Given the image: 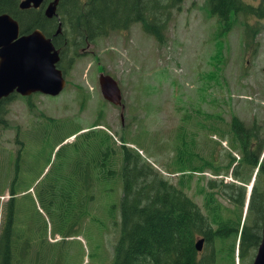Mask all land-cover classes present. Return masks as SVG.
<instances>
[{"label":"rangeland","instance_id":"374dc122","mask_svg":"<svg viewBox=\"0 0 264 264\" xmlns=\"http://www.w3.org/2000/svg\"><path fill=\"white\" fill-rule=\"evenodd\" d=\"M246 1L254 6L264 3ZM235 21L230 34L222 35V25L210 14L206 0H185L170 20L164 42L135 23L128 31L113 32L94 43L72 45L71 52L65 50L66 61L75 60L65 76L64 92L56 97L33 95L30 101L17 95L9 100L5 123L0 124V226L11 197L9 189L15 186L19 157L24 168L18 179L22 184L16 185L19 192L12 198H22L27 220L40 223L34 249L28 246L22 254L19 242L18 256L24 255L21 264H114L124 194L120 174L102 182L95 175L89 178L85 191L88 187L91 201L76 210L75 206L61 209L58 202L48 210L34 196L40 181L67 176L68 167L58 173L63 155L79 154L76 149L86 143L83 135L95 122L103 124L101 128L115 137L118 146L126 136L128 147L139 151L144 161L175 185L180 175L175 174V160L181 139L194 140V153L199 156L227 163L231 153L240 160L243 155L230 127L237 118L247 130H254L253 150L264 143V18L238 16ZM101 73L117 81L124 110L103 97ZM211 119L221 133L211 132ZM59 129L67 137L82 131L59 144L60 139L52 134ZM84 147L80 154H94L87 153L90 144ZM205 176L212 178L210 171ZM250 176L246 171L244 178ZM197 178L185 193L202 207L203 198L196 194ZM225 180L243 184L231 175ZM252 183L254 175L245 184L247 196ZM28 187L37 201L35 212L22 194ZM39 189L41 193V184ZM221 202L230 206L227 200ZM246 209L247 198L243 221ZM20 213L17 231L21 229ZM228 242L232 246L233 241ZM249 253L244 259L236 256L235 264L252 261L255 250Z\"/></svg>","mask_w":264,"mask_h":264},{"label":"trees","instance_id":"16d2710c","mask_svg":"<svg viewBox=\"0 0 264 264\" xmlns=\"http://www.w3.org/2000/svg\"><path fill=\"white\" fill-rule=\"evenodd\" d=\"M20 1L0 0V15H11L19 22L24 34L40 29L47 38H52L56 48L63 49L59 68L67 74L75 60L73 57L66 61L68 45L94 43L113 32L128 31L135 23L143 25L144 31L160 43L164 42L170 20L176 11H180L185 0H60L57 8L59 19H49L45 15L46 3L52 0H47L38 10H21ZM206 1L210 14L222 25V35L230 34L238 16L264 18V3L254 6L246 0ZM60 22L63 30L56 37ZM257 34L258 29L252 35L255 38ZM9 100L0 101L2 125L7 114L5 105ZM212 120L209 126L211 132H220L217 122ZM101 126L102 123L95 122L92 130L85 132L86 143L76 149L79 154L63 155L60 163L63 165L58 173L70 167L78 175L84 169L89 171L90 179L95 175L98 182L117 173L121 175L124 189L120 208L122 224L114 264H219L223 256L228 263L235 264L237 248L242 259L250 254L252 242L258 241V221L264 217V159L261 161L264 143H260L256 151L253 150L251 139L256 136L253 130H247L237 118L232 121L233 138L239 144L243 157L237 160L230 153L227 163L195 154L194 140L181 139L175 160L178 167L175 174L180 175L175 185L144 161L139 151L128 147L126 136L122 137L118 146L115 137ZM80 131L82 129L76 133ZM62 133V129L52 133L60 139L59 144L76 134L67 137ZM88 144L87 153L94 154H80ZM120 163L122 165L118 170ZM257 168L259 171L251 191L247 217L243 221L247 198L245 184L251 181ZM208 171L212 178L205 176ZM246 171L251 172V176L244 178ZM18 175L19 170H16V179ZM197 175L196 194L203 198L202 207L185 193ZM229 175L243 184L226 181ZM64 181L65 176L60 174L56 181L44 179L40 182L43 193L38 200L42 208L45 205V209L49 210L55 202L61 209L65 207L62 204L65 203L63 194L66 191L58 187ZM16 185L10 191L12 196L19 192ZM221 199L227 200L230 206L224 207ZM18 212L19 200L12 198L6 205L0 226V264H21L14 227ZM203 237L214 251L215 243H218L216 253L202 254L197 250L196 242ZM229 240L233 241L232 246Z\"/></svg>","mask_w":264,"mask_h":264},{"label":"water","instance_id":"95a60500","mask_svg":"<svg viewBox=\"0 0 264 264\" xmlns=\"http://www.w3.org/2000/svg\"><path fill=\"white\" fill-rule=\"evenodd\" d=\"M46 0H22L20 8L39 9ZM60 0H53L45 9L49 19L58 16ZM60 23L58 32H62ZM60 52L52 38L39 29L21 34L20 24L9 14L0 15V100L15 93L28 97L44 94L56 97L67 86L66 77L58 68ZM100 88L103 97L109 102L121 106L124 110L122 91L117 81L110 75L100 76ZM264 228V227H263ZM262 243L257 250L253 264H264V230ZM204 240L197 242V250L202 251Z\"/></svg>","mask_w":264,"mask_h":264},{"label":"flooded vegetation","instance_id":"af4514ba","mask_svg":"<svg viewBox=\"0 0 264 264\" xmlns=\"http://www.w3.org/2000/svg\"><path fill=\"white\" fill-rule=\"evenodd\" d=\"M48 3H50V1ZM69 47H71V45H68V48H67L68 51L71 52V49H69ZM59 50H60V54H61V57H62L63 49L59 48ZM14 96L16 97V94L10 95L6 99L12 100ZM32 97H33V95L29 96V97H22V98H25V100L30 101L32 99ZM6 99H4V100H6ZM253 132H254V130H253ZM254 144L256 145V142ZM254 144H252V148H254V146H255ZM256 148H258V146ZM18 161H20L19 164H18V167L20 168V171H19V175L17 176L18 178L14 179V182H13L14 185H16V182H18V179L20 178L19 176H22V171H24V168H21V158L20 157H19ZM16 168H17V166H16ZM19 168H17V169L19 170ZM68 168L71 171L68 174H66L67 176H65L64 184L61 183V184L58 185L59 188H62L64 191H66V193L63 194V196H64L63 200L65 201V203H63L62 205L69 206V204L70 205L72 204V206H75L76 204H80V206L81 205L86 206L90 202L89 188L87 187V190L85 191L86 181L88 182V180L90 178L89 177V171H85L84 169L82 171L79 170L80 172L77 173L78 175H75L76 172H74L72 168H70V167H68ZM15 173H16V171H15ZM81 178H83V181L81 180ZM18 183H20V182H18ZM21 184H22V182L20 183V185ZM39 185L40 184H38L37 188H35V190H34V196L35 197L36 196H40L43 193L42 190H41V193H39L40 192ZM74 187H76V188L73 191ZM79 187H81V190L79 189ZM9 190L11 191V189H9ZM31 190H32L31 187L25 188V190L22 191V194H23V196L25 198H27L28 201H30V207H33L34 208V212H35L36 211V202L37 201L34 199L33 195L31 194ZM80 191H81V193L83 192V195H80ZM37 192H38V195H37ZM10 195H11V192H10ZM73 197H74V199H73ZM9 199H10L9 201H11L12 195H11V197ZM21 200H22V198L19 200V203L21 202ZM9 201H7V202H9ZM25 210L26 209L25 208L23 209L22 206H21V203H20V212H21L20 214L22 216V219L20 220V225H19V227L21 226V229H19L18 231H17V226H16L17 217H15V220H14V225H15L14 227H15V230H16V233H17L16 237H17L18 241L20 242L21 247L24 249V250L21 251L22 254H24L23 251L25 252V254L27 253L28 246H29V249H31V250L34 249L35 244L37 242V237H38L36 228L38 227V224H40V223L36 224L35 222H33L34 219L31 222L28 221L27 218H26ZM24 214H25V216H24ZM68 219H69V217H68ZM38 222H41V221L38 220ZM263 227H264V217L262 216V218H260V220L258 221V228H259V231L257 232L258 241L257 242H252V243H254L252 250H255V253L257 252L259 246L261 245V243L263 241L262 240L263 230H264ZM18 246H19V244H18ZM217 250H218V243L217 242L215 243V251H214L213 247L212 248L209 247L208 243L204 240L203 250L201 252L202 254H204V252H208V254H211V253L213 254V251L216 253ZM22 254H20V255L24 256ZM255 257L256 256H254L253 260L249 261L248 264H253V262L255 260ZM222 259H223V261L220 262L219 264H224V263L225 264H230V263H228V261H227L225 256H223Z\"/></svg>","mask_w":264,"mask_h":264}]
</instances>
